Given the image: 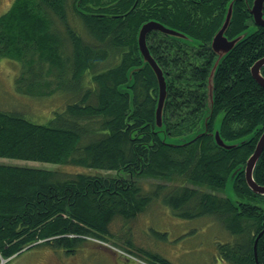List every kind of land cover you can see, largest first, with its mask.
I'll return each instance as SVG.
<instances>
[{"label": "trees", "instance_id": "16d2710c", "mask_svg": "<svg viewBox=\"0 0 264 264\" xmlns=\"http://www.w3.org/2000/svg\"><path fill=\"white\" fill-rule=\"evenodd\" d=\"M231 1L14 0L0 14V55L22 63L17 90L63 100L45 122L0 109V157L110 172L0 162V264L41 243L72 253L92 237L117 247L107 244L115 217L135 218L160 196L180 217L217 215L236 235L222 252L225 260L256 264L253 244L264 227V204L255 207L206 191L223 190L242 167L233 190L264 201L249 187L243 169L264 131V86L251 70L264 56V26L254 24L253 0H234L226 36L246 33L220 58L213 111L206 129L201 127L218 57L212 37ZM152 19L187 34L152 30L147 37L167 77L162 126L155 118L157 77L149 64L143 66L137 41L141 24ZM261 69L264 76V65ZM130 73L133 82L127 85ZM216 130L226 142L253 138L222 147ZM179 138L186 141H174ZM259 157L253 178L264 185V149ZM148 177L159 181L145 188L139 179ZM257 245L264 264V234ZM122 248L137 253L129 245ZM150 253L156 263L175 264Z\"/></svg>", "mask_w": 264, "mask_h": 264}, {"label": "rangeland", "instance_id": "374dc122", "mask_svg": "<svg viewBox=\"0 0 264 264\" xmlns=\"http://www.w3.org/2000/svg\"><path fill=\"white\" fill-rule=\"evenodd\" d=\"M14 0H0V14L11 6ZM252 21H249L251 24ZM255 28L251 24L249 31ZM22 70V63L14 58L0 55V109L26 114L34 121L45 122L51 115V109L62 104L63 100L32 97L22 93L16 88L15 78ZM1 163L30 164L47 168L64 169L66 171H85L98 173L99 175L110 174L108 170H95L84 166L71 167L47 163L42 161L13 159L0 157ZM84 167V168H83ZM92 170V171H91ZM146 187L151 181H159L153 178L139 179ZM189 184V183H187ZM193 185V183H191ZM234 187V186H233ZM231 180L222 190L206 188V191L220 196H228L233 200H245L251 202L255 207L264 204L261 199L241 196L233 190ZM237 191V190H236ZM130 220L117 215L110 224L113 239L106 246L97 238H86L77 249L70 253L63 247H56L47 243L35 244L15 253L9 258L1 261L5 264H126L122 262L125 258L138 261V264H159L153 261V255L158 253L165 259L175 264H231L222 256L228 246L234 245L236 235L229 232L217 215L204 214L185 218L176 215L170 205L164 203L162 196L156 197L146 208ZM131 239L134 243H127ZM226 244V245H223ZM105 246L107 248L101 247ZM130 246L137 253H128L122 247ZM122 246V247H121ZM224 246V247H222ZM142 247V248H141ZM121 250H120V249ZM145 249V250H140ZM149 253V254H148ZM151 254V255H150ZM152 256V257H151ZM133 258V259H131ZM140 258V259H139ZM227 259V258H226ZM144 262V263H143ZM128 264V263H127Z\"/></svg>", "mask_w": 264, "mask_h": 264}, {"label": "water", "instance_id": "95a60500", "mask_svg": "<svg viewBox=\"0 0 264 264\" xmlns=\"http://www.w3.org/2000/svg\"><path fill=\"white\" fill-rule=\"evenodd\" d=\"M252 6L250 7V11L253 15L254 22L259 25V26H264V0H253ZM228 10L226 12V18L223 21L222 25L218 29V31L215 33V35L212 37V42H211V48L216 52L218 57L216 58V61L214 65L212 66L208 78V103H207V109L204 113V118L202 121V128L206 129V124L211 118V113L213 111V100H214V75L216 73V67L218 66L220 62V58H222L224 55H226L228 52H230L231 48H233L236 43H238L243 37V35L246 33H240V35L234 37V38H228L226 36V32L229 29V25L232 21V14H233V9H234V0H232L228 4ZM152 30H159L162 33L164 32L165 34H168L173 37H181V38H186L187 34L183 33L182 31L172 28L164 23H161L160 21L156 19L148 20L144 23L141 24V27L139 29V34H138V39L137 41L139 42V50L140 53H142L143 56V61L144 65L149 64L153 70V72L156 74L157 77V83L159 85V91H158V99L156 103V110H155V118L157 125L162 126L164 117V109H165V103L166 99L168 97L167 92H168V84H167V77L166 74H164V70L160 63H158L157 59L155 58L154 54L150 51L149 44L147 41L148 35L152 32ZM249 31V30H248ZM247 31V32H248ZM251 32V31H249ZM264 65V56L262 59L258 60L255 64L252 65V75L258 82L264 86V76L262 74V67ZM142 66V67H143ZM138 68H134V70H138ZM130 75L129 82L127 85H131L133 82V75ZM121 91H124L126 88L124 86L120 87ZM203 129H200V133L202 132ZM197 133V132H196ZM194 133L193 135L196 136L198 134ZM199 133V134H200ZM214 137L217 141V143L220 146L228 147L231 148L236 144L239 143H245V141H249L251 138H253V135H248L245 137V139H240V140H235L234 142H226L224 138H222L219 134V131L216 130L214 133ZM192 135V136H193ZM190 136V137H192ZM179 142H184L186 141V138H179L177 140H174ZM264 149V131L262 132L258 142L256 143V149L255 151L249 156L246 165L243 167L245 171V179H247V183L249 187L255 192V193H260L264 195V185L259 184L256 182V180L253 178V173H254V167L257 164V161L259 160V156L261 155L262 151ZM242 167H237L235 168V171L230 174L227 180H231L232 187L235 184V178L239 172V170ZM228 182V181H227ZM227 185V183H226ZM232 199V198H231ZM233 200V199H232ZM264 234V227L260 230L258 233L255 241H254V256L256 258V264H259V255H258V241L260 237ZM7 260V259H6Z\"/></svg>", "mask_w": 264, "mask_h": 264}, {"label": "crops", "instance_id": "0c3cea01", "mask_svg": "<svg viewBox=\"0 0 264 264\" xmlns=\"http://www.w3.org/2000/svg\"><path fill=\"white\" fill-rule=\"evenodd\" d=\"M120 249V248H119ZM121 250V249H120ZM131 259H133V258H131ZM140 259V258H139ZM122 261V260H121ZM130 261V264H138V261L136 262L135 260H129ZM122 262H124V261H122ZM144 263V262H143ZM142 264V263H141ZM144 264H148V262L147 263H144Z\"/></svg>", "mask_w": 264, "mask_h": 264}, {"label": "flooded vegetation", "instance_id": "af4514ba", "mask_svg": "<svg viewBox=\"0 0 264 264\" xmlns=\"http://www.w3.org/2000/svg\"><path fill=\"white\" fill-rule=\"evenodd\" d=\"M255 24V23H254ZM256 26H259V25H256ZM122 261H124V262H126V264L128 263V264H130V261H129V259L128 258H125L124 260H122Z\"/></svg>", "mask_w": 264, "mask_h": 264}, {"label": "bare ground", "instance_id": "6f19581e", "mask_svg": "<svg viewBox=\"0 0 264 264\" xmlns=\"http://www.w3.org/2000/svg\"><path fill=\"white\" fill-rule=\"evenodd\" d=\"M255 23V22H254ZM255 25H257L256 23H255ZM244 167V166H243Z\"/></svg>", "mask_w": 264, "mask_h": 264}]
</instances>
